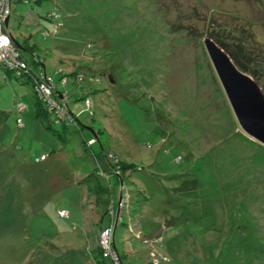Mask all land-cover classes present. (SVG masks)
<instances>
[{
  "label": "rangeland",
  "instance_id": "obj_1",
  "mask_svg": "<svg viewBox=\"0 0 264 264\" xmlns=\"http://www.w3.org/2000/svg\"><path fill=\"white\" fill-rule=\"evenodd\" d=\"M8 31L35 69L33 57L65 77L72 113L88 99L93 115L78 129L38 116L29 83L0 67V264L98 262L95 230L118 187L91 153L132 166L114 231L123 264H148L134 232H161L168 264H264V146L239 128L202 43L237 54L264 93V0H16Z\"/></svg>",
  "mask_w": 264,
  "mask_h": 264
},
{
  "label": "built area",
  "instance_id": "obj_2",
  "mask_svg": "<svg viewBox=\"0 0 264 264\" xmlns=\"http://www.w3.org/2000/svg\"><path fill=\"white\" fill-rule=\"evenodd\" d=\"M31 0H23V3H27ZM16 0H0V67L6 72H9L17 79H25V82L31 86L35 98L42 102L47 108L48 112L54 115L57 120H68L72 118L67 108V93L56 92L54 81L49 76H46L44 72H33L27 63L22 59L20 51L16 48L11 34L8 31L9 18L11 14V5ZM48 20L53 24V34L56 33L57 28L62 27V18L56 12H50L47 15ZM6 20L8 21L6 23ZM44 36L46 33L43 34ZM77 80H81V76H76ZM65 78L61 79L59 84L61 87L65 86ZM55 91V92H54ZM55 93V94H54ZM87 107V108H86ZM90 103L85 102V108L88 109ZM26 110V106L18 105L14 108V112L21 114ZM16 126L22 127V120L16 119ZM93 141L88 143L91 144ZM45 155H41L34 160L35 164L43 163L46 160ZM119 171V170H118ZM115 171L116 184L113 186L108 183L109 191H114L117 185V203L110 197L109 210L107 212V218L109 220L108 226L103 228L99 232V239L97 241V249L102 261L110 260L111 264H123L120 260L119 254L114 247V231L117 225V221L120 217L121 209L128 205L129 195L124 184L120 181L119 172ZM100 175L106 180L109 177L100 172ZM60 218L67 219L68 213L64 210L57 211ZM133 237L139 241L143 247L147 250L148 264H167L169 262L167 256L159 249L163 247V236L161 232L151 236L145 237L140 232H134Z\"/></svg>",
  "mask_w": 264,
  "mask_h": 264
},
{
  "label": "water",
  "instance_id": "obj_3",
  "mask_svg": "<svg viewBox=\"0 0 264 264\" xmlns=\"http://www.w3.org/2000/svg\"><path fill=\"white\" fill-rule=\"evenodd\" d=\"M202 43L239 128L264 146V93L261 88L249 75L238 70L212 39L206 37Z\"/></svg>",
  "mask_w": 264,
  "mask_h": 264
},
{
  "label": "trees",
  "instance_id": "obj_4",
  "mask_svg": "<svg viewBox=\"0 0 264 264\" xmlns=\"http://www.w3.org/2000/svg\"><path fill=\"white\" fill-rule=\"evenodd\" d=\"M20 1V0H19ZM22 2H23V0H21ZM31 1H33V2H35V3H37L39 0H31ZM52 12H56V11H52ZM50 13V12H49ZM49 13H47L46 15H45V19L44 20H46V21H48L49 23H51L49 20H48V18H47V15L49 14ZM36 21V20H35ZM37 22L38 23H40L41 24V22H42V19H40V18H38V20H37ZM37 24V23H36ZM36 24H34V25H36ZM52 26H53V24H51ZM47 29V28H46ZM44 30V32H43V34L44 33H46V35L44 36L43 34H42V36L44 37V38H47L49 35H51L49 32H48V30ZM52 33V32H51ZM12 36V35H11ZM13 38V37H12ZM210 39H212L213 41H214V43L217 45V46H219L228 56H229V58L231 59V61L233 62V64L236 66V68L238 69V70H240L241 72H243V73H245V74H247V75H249L251 78H253L252 77V75L251 74H249V73H247V71H246V68H244V66L242 65V63L240 64L238 61H237V54L235 55L233 52H230L229 50H228V48L227 47H225L222 43H220L216 38H214V37H212V36H210L209 37ZM14 41V40H13ZM16 46V45H15ZM18 46H20L19 44H18ZM16 48L20 51V54H21V57H22V59L27 63V65L29 66V68L33 71V72H36V73H38L37 71H35V69L33 68L34 66H32L27 60H25L24 58H23V55H22V50L21 49H19L17 46H16ZM38 61H36L35 62V64L37 63ZM38 64H40V62H38ZM43 72V71H42ZM44 74H45V72H44ZM46 75V74H45ZM78 75H80L81 76V80H77V78H76V76H78ZM47 76V75H46ZM73 79H74V81L76 82H78L79 84H81V82H83L84 81V78H83V75L82 74H73ZM61 78V77H60ZM59 78V79H60ZM63 78H65V77H62L61 79H63ZM58 79V80H59ZM60 79V80H61ZM60 80L56 83V82H54V86H55V91L56 92H59V93H61V92H66L67 93V108H68V111H69V114H70V116H71V118H72V120L71 121H69V119L68 120H57L55 117H54V115H52L51 113H49L48 112V110H47V108L44 106V104L42 103V102H40V101H38L37 99V101H36V103L38 104V116H41V117H49L50 119H51V121L53 122V123H56V124H59V125H61L63 128H66L67 126H74V127H76L77 129H78V127H79V124H78V117L81 115V114H87L88 116H90V117H92V115H93V112H92V104H91V102L88 100V99H86L85 101H84V104H85V102L86 101H88L89 103H90V107L88 108V109H86L85 108V105H83V107L81 108V110L79 111V112H77L76 114H74V113H72L71 112V110L69 109V106H68V101H69V94H68V92L65 90V88H66V85H67V80L65 79V86L64 87H61V85L59 84V82H60ZM92 82H95V84H97V83H99L98 82V80H92ZM54 91V92H55ZM55 94V93H54ZM43 108H42V107ZM80 131V130H79ZM90 141H93V143H91V144H89L88 145V143L90 142ZM84 146L86 147V148H91L94 144H95V141L93 140V139H89L88 141H84ZM92 154V157H93V160L97 163L96 164V172H98V176L100 177V179L101 180H103V181H105L106 183H107V185H108V183L110 182L111 183V178L114 180V182H115V184H116V181H117V179H115V175L113 174L115 171H118L119 172V178H120V180H121V182L124 184V180H123V178H124V173H127V172H129V170H131V168H132V166H131V164H127V163H124L122 160H120V159H118L116 156H101V155H98V157H96L95 155H93V153H91ZM36 159V158H35ZM34 159V160H35ZM100 164H103V166H104V168H102L101 166H100ZM137 170L138 171H140V169L137 167ZM100 172H102L103 174H105L106 176H108L109 177V180L108 181H106L101 175H100ZM89 177V176H88ZM87 180H88V178H87ZM92 180H94V179H92ZM90 183V182H89ZM125 185V184H124ZM109 188V187H108ZM109 200H108V202H107V209H106V212H105V215H107V212H108V210H109ZM58 215V214H57ZM63 219V218H62ZM97 251V256L99 257L97 260H98V264H101V262L103 263L104 261H102L101 259H100V256H99V251H98V249L96 250ZM96 263V264H97Z\"/></svg>",
  "mask_w": 264,
  "mask_h": 264
},
{
  "label": "crops",
  "instance_id": "obj_5",
  "mask_svg": "<svg viewBox=\"0 0 264 264\" xmlns=\"http://www.w3.org/2000/svg\"><path fill=\"white\" fill-rule=\"evenodd\" d=\"M14 40V39H13ZM23 42H25L26 40L24 39V40H22ZM14 43H15V45L17 46L18 44L20 45L19 47L21 48V50L23 51V44H21V43H19L17 40H14ZM23 58L25 59V57H24V55H23ZM36 58H38V57H36ZM26 60V59H25ZM37 60H39V59H37ZM33 62L35 63L36 61H34V57H33ZM39 62H40V60H39ZM36 65H39V67H37L36 69H38V70H36L34 67V69H35V71H37V72H45V74H47L46 73V69H44V66L42 65V64H38V62L36 63ZM56 72H59V71H56ZM55 72V73H56ZM76 73V72H75ZM57 79V78H56ZM57 82V81H56ZM93 84H95V82H92ZM36 105H38L37 103H35ZM26 106V105H25ZM16 106H14V108H15ZM77 108V105L75 106L74 105V108L73 109H75V110H78V108ZM14 110V109H13ZM28 110V107L26 106V110L25 111H23V112H26ZM72 111H74V110H72ZM22 113V112H21ZM20 115V114H19ZM19 118V117H18ZM21 119V118H20ZM22 120V119H21ZM24 129V125H23V122H22V127L20 128V130L21 129ZM19 129V128H18ZM41 155H44V154H41ZM46 155V154H45ZM47 158H48V156H47ZM47 158H46V160H47ZM45 160V161H46ZM44 161V162H45ZM55 189V188H54ZM56 190V189H55ZM93 198H95V197H93ZM95 200V203H97V199L95 198L94 199ZM63 210V209H62ZM98 212V209H95V210H93L92 212H90V214L89 213H83V215H84V219H85V222H86V224H89V223H93L94 224V220L92 219V218H94V216L95 215H92L93 213H97ZM68 216H69V212H68ZM62 219V218H61ZM67 219H69V217L67 218ZM66 219V220H67ZM7 221V220H6ZM7 223V222H6ZM6 223H3L2 222V224H1V226H6L7 224ZM109 224V223H108ZM108 226V225H107ZM106 226H104L103 224H101V225H98V227H97V229L95 230V234H99V232L103 229V228H105ZM98 236V235H97ZM97 236H95V237H97ZM95 240V243H94V247H95V249H96V243H97V241H96V238L94 239ZM92 251V250H91ZM90 251V252H91Z\"/></svg>",
  "mask_w": 264,
  "mask_h": 264
},
{
  "label": "clouds",
  "instance_id": "obj_6",
  "mask_svg": "<svg viewBox=\"0 0 264 264\" xmlns=\"http://www.w3.org/2000/svg\"><path fill=\"white\" fill-rule=\"evenodd\" d=\"M124 186H125V185H124ZM120 260H121V259H120ZM168 263H169V262H168ZM168 263H167V264H168Z\"/></svg>",
  "mask_w": 264,
  "mask_h": 264
}]
</instances>
